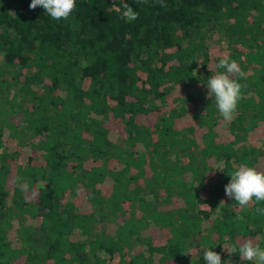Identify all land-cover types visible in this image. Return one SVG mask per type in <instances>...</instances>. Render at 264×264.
Returning a JSON list of instances; mask_svg holds the SVG:
<instances>
[{
    "label": "trees",
    "instance_id": "obj_1",
    "mask_svg": "<svg viewBox=\"0 0 264 264\" xmlns=\"http://www.w3.org/2000/svg\"><path fill=\"white\" fill-rule=\"evenodd\" d=\"M126 2L133 22L113 0L67 20L0 0V264H255L231 247L264 248V202L224 186L264 172V0ZM224 56L246 85L231 121L206 86Z\"/></svg>",
    "mask_w": 264,
    "mask_h": 264
},
{
    "label": "clouds",
    "instance_id": "obj_2",
    "mask_svg": "<svg viewBox=\"0 0 264 264\" xmlns=\"http://www.w3.org/2000/svg\"><path fill=\"white\" fill-rule=\"evenodd\" d=\"M162 2V0H161ZM42 7L53 20H67L76 9V0H31L29 9L35 10ZM113 6L121 12V18L126 22H133L138 18V12L131 7L126 0H120ZM163 6V4H162ZM216 73L207 80L208 97H214L216 107L225 121H231L237 112L240 100L243 98L242 89L246 85L238 82L239 78L244 76L236 60L229 57H222L215 64ZM230 180L224 186L225 195L229 199H234L240 208H246L254 201L264 202V172L258 171L255 167L241 164L229 175ZM21 192L29 190V182L22 176H16L13 181ZM22 184V187H21ZM224 203V201H221ZM258 215H264V208H256ZM229 252V250L227 249ZM238 251L239 257L243 261L255 262V264H264V248L255 244L251 239L245 240L239 247H231V252ZM203 260L205 264H225L218 252L205 248L203 250ZM227 264H231L227 261Z\"/></svg>",
    "mask_w": 264,
    "mask_h": 264
},
{
    "label": "rangeland",
    "instance_id": "obj_3",
    "mask_svg": "<svg viewBox=\"0 0 264 264\" xmlns=\"http://www.w3.org/2000/svg\"><path fill=\"white\" fill-rule=\"evenodd\" d=\"M197 43L196 42H194V43H189L188 42V45L186 44L184 47H185V51H186V56H190V57H192V56H194V54L196 53V49H195V45H196ZM3 76H4V81H3V86L4 87H6V88H10V80H11V76L9 75V73L6 71V70H4L3 71ZM242 85H244V84H242ZM245 91H244V88L242 89V93H244ZM156 206H161V205H159V203L157 202V203H155V205L154 206H152V205H149L148 207H147V209H146V211H145V214H149V215H154L155 214V207ZM230 215H231V217L233 218V219H235L236 218V216H237V214L236 213H230ZM253 215V214H252ZM251 217L252 216H250V219H251ZM6 256H8V254H6ZM193 260L194 261H196L194 264H199V262H197L198 261V256H195V257H193ZM222 261H226L225 262V264H227V261H230L231 262V264H237L236 263V261L234 260V258L233 257H231V255H227L226 257H223V260Z\"/></svg>",
    "mask_w": 264,
    "mask_h": 264
},
{
    "label": "built area",
    "instance_id": "obj_4",
    "mask_svg": "<svg viewBox=\"0 0 264 264\" xmlns=\"http://www.w3.org/2000/svg\"><path fill=\"white\" fill-rule=\"evenodd\" d=\"M113 1H114V0H113ZM116 1H119V2H120V0H116ZM115 10H117L116 7H115Z\"/></svg>",
    "mask_w": 264,
    "mask_h": 264
}]
</instances>
